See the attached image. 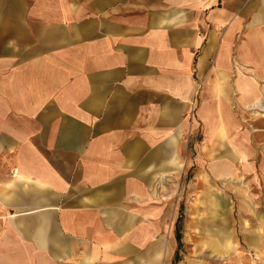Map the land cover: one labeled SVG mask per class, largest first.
I'll list each match as a JSON object with an SVG mask.
<instances>
[{"label":"crops","instance_id":"obj_1","mask_svg":"<svg viewBox=\"0 0 264 264\" xmlns=\"http://www.w3.org/2000/svg\"><path fill=\"white\" fill-rule=\"evenodd\" d=\"M197 78L222 153L233 92L264 89V0H0V264H172L150 183Z\"/></svg>","mask_w":264,"mask_h":264},{"label":"rangeland","instance_id":"obj_2","mask_svg":"<svg viewBox=\"0 0 264 264\" xmlns=\"http://www.w3.org/2000/svg\"><path fill=\"white\" fill-rule=\"evenodd\" d=\"M203 83L202 78L195 81L194 104L185 114L188 127L196 116L198 98H201L204 89ZM232 98L236 120L242 122V126L231 129L227 139L231 148L244 154V164L249 163L250 166L236 179L229 174L227 177L224 176L227 173L224 175L220 173L222 177L220 175L215 177L221 181L218 187L212 182L210 186L218 190L223 189L221 193L226 210L225 217L233 231V243L231 246L228 245V250L223 253L211 249V245L206 244L207 225H202V219L208 217L210 213L207 212V200L200 196L203 188L201 176L208 174L211 166L218 168V161L229 164V160L222 153H216V162L210 164L209 161L213 158L210 159L208 156L210 152L206 146L207 136L200 122L199 127L193 129L189 127L182 135L183 149L179 151V158L183 160L182 171L167 169L168 171L163 173L161 183L160 178L159 182L151 183L152 204L162 210L161 216L157 217L162 222L161 234L169 241L172 264H264V115H262L264 112L244 109L241 105L242 100L235 91ZM253 100L254 98H251L245 102L250 104ZM235 190H246V193L249 192L248 195L252 193L257 195L253 199H249L247 195L240 197L235 195L237 193ZM255 216L261 221L255 222L253 220ZM258 226L263 229V241H260L259 249H255L249 246L246 235L250 229H256ZM177 233L178 241L175 238Z\"/></svg>","mask_w":264,"mask_h":264},{"label":"bare ground","instance_id":"obj_3","mask_svg":"<svg viewBox=\"0 0 264 264\" xmlns=\"http://www.w3.org/2000/svg\"><path fill=\"white\" fill-rule=\"evenodd\" d=\"M247 54L250 56V51ZM241 82H242V79H239L238 83H241ZM254 84H255L254 81L250 82V87L246 88L247 92L243 89L245 95L246 94L248 95L249 92L250 93L255 92L256 88H255ZM220 90L222 91V93H224V95L226 94V91H224L222 89H220ZM259 92H262V96L256 97L250 104L244 105L243 106L244 109H246V108L247 109H249V108L250 109H257V110L264 112V89H260ZM248 97H250V96L248 95ZM262 115H264V113ZM224 116L228 117V114H225ZM231 116H232L231 122L234 123L233 113ZM233 125L241 127L242 122L240 123V122L236 121ZM222 129L223 128H221V130L218 133H216L215 142L217 143V145H221V146L225 147V149H223L224 152H222V155L227 157V159L229 160V164L228 163L226 164L225 162L218 161L219 162L218 168L211 166V170L209 171L208 174L205 175L206 177L201 176V177H203V183H202L203 188L201 190V195H200L202 198L207 200V202H206L207 212L210 213L208 217H204L202 219V221H203L202 225L203 226L207 225V228H205L206 229L205 236L207 237L206 244H208L209 246L211 245V249L217 250L220 253H223V252H225V250L226 251L228 250L227 246L232 245L234 237H233V231L229 227V222L227 221V218L225 217L226 210H225V206H224V202H223V198H222V193H221L222 192L221 190H223V189H221V190L215 189L214 187L210 186V182H212L214 185H217V187H218V185L221 183V181L215 179V177L218 175H220V177H222V175L220 173H223V175H224V173H227L224 176L227 177L229 174L230 176H232L236 179L237 177L243 175L245 170H247V168L250 166L249 163L244 164V154H242L241 151L235 150V149L231 148V146L226 145V143H225L226 132L224 129L222 131ZM171 142H173V141H170V144H171ZM173 144H172V146H168L167 157L164 160V164H163V166L166 164L165 169H163V172L159 173V175H158V178H160L159 179L160 183L163 179V175H164L163 173L168 171L167 169L173 168L174 171H176V172H179L182 169V165H183L182 161L183 160H180L179 151L175 152L176 150H175V147L173 146ZM180 144H181V142H180ZM177 147H181V146H177ZM218 148H220V146H218ZM208 156L210 159L213 158V160L209 161L210 164H213L216 162L217 158L215 157L216 155L213 154V151H211ZM261 166H263V164ZM151 167L148 168L149 169L148 171L153 172L154 168H151ZM260 171L263 172L262 170H260ZM256 174L258 176V173H256ZM234 178L232 181H234ZM224 179L227 180L226 178H224ZM235 192H237L235 195H238L240 197H243V196L245 197V195H247V197H249V199H253L254 196L257 195L254 193L248 195L249 192L246 193V190H243V191L235 190ZM259 197H261V196H259ZM248 202L250 203V201H248ZM258 207H260V206H256V208H258ZM252 212L253 211H251V213ZM253 215H255V214H253ZM253 220H255V222L261 221V220H258V216H255L253 218ZM246 236H247V240H249V246H253L255 249H259L258 245H259L261 240L263 241V239H262L263 238V229L260 226H258V228H256V229L255 228L250 229ZM126 242H128V241H126ZM121 244H123V243L121 242ZM162 246H164L163 242H157L155 244L154 248L159 249V248H162ZM162 258L161 257H159V258L158 257H151L150 263H144V264H163ZM144 262H146V261H144Z\"/></svg>","mask_w":264,"mask_h":264},{"label":"trees","instance_id":"obj_4","mask_svg":"<svg viewBox=\"0 0 264 264\" xmlns=\"http://www.w3.org/2000/svg\"><path fill=\"white\" fill-rule=\"evenodd\" d=\"M175 238L177 239V241L179 240V234L178 233L175 235Z\"/></svg>","mask_w":264,"mask_h":264}]
</instances>
